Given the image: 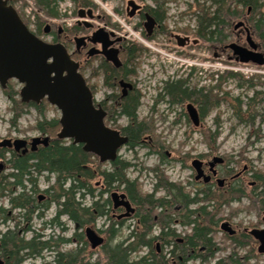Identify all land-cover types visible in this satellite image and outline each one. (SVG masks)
I'll return each mask as SVG.
<instances>
[{"label":"rangeland","instance_id":"1","mask_svg":"<svg viewBox=\"0 0 264 264\" xmlns=\"http://www.w3.org/2000/svg\"><path fill=\"white\" fill-rule=\"evenodd\" d=\"M94 2L98 7L97 11L100 13L105 12L110 14L111 17L118 16L115 13L116 9H120L123 6V2L126 0H87ZM145 3L149 7H154L156 4H163L162 7L166 10V21L165 25L169 31L175 35H184L185 30L190 31L192 36L191 40H195L192 31L196 28V21L198 15H202L205 8H211V0H145ZM83 6L82 2L72 4L69 0H61L58 3V14L59 19L64 23L68 22L73 24L77 17L79 7ZM16 9L18 10L21 18L25 21V16L28 15L31 22L34 17L37 16L38 9L36 8L35 0H21L18 2ZM214 9L210 10L213 11ZM244 12L242 17L232 21L231 26L228 27L230 33V39L227 43L236 41V35L241 34V41L246 43V34L242 28L237 29L236 25L244 20ZM115 13V14H114ZM36 15V16H35ZM112 18V19H113ZM252 18V17H251ZM120 19V17H119ZM136 20L132 21V25L128 22L121 20L119 23L123 26V33H128L131 38L151 45L152 49L145 53L141 60L140 77L143 81L139 86V89L146 96L143 99L142 106L139 108L138 117L139 120L152 118L154 119V125L156 134L160 138L162 145V154L157 155L151 153L150 140L146 139L145 145L137 146L131 151L130 148H124L120 153V159L131 164L130 169L127 172V178L130 181L136 182L142 193L140 195H147L151 192L158 194L157 198L165 197L167 189L160 188L156 190L157 183L159 184V174L164 173L168 178L169 183L178 186L184 194H186L191 201L196 200L197 197L201 198V195H197L199 191L198 183L195 180L196 173L192 167L193 158L205 154V155H219L226 158L228 166L234 169L232 174H228L229 177L234 176L240 172H243L245 168L248 171L244 173V179L233 184L235 189L232 191L226 189L228 193L220 192L212 193L213 197L211 201L206 198L205 202L195 204L191 202L188 211H198L204 217V213L216 212V220L222 219L218 223V231L214 235V243L216 244L215 255L210 257L208 255L207 264H214L223 262V264H264V255L259 254L258 244L252 238L246 247L238 248L229 239L228 234L221 230V224L225 221L232 223L233 227L238 229L243 234H247L245 229L252 230L256 227V224L262 223L263 212L261 211V205L259 202H253L256 195V188L258 183L255 180V173L264 175V133L259 132L264 129L260 126L259 117L256 118L255 126L251 123L250 116H246L243 120L239 118V105L243 103V112L247 110L245 103L251 98H256L257 92H264V67H259L252 64H231L227 63L226 56H221L219 59H214V50L210 43L205 41L200 42L198 45L190 44L187 47H179L177 44L173 46L172 52H167L166 55L159 54L156 49H161V43L167 41L166 36L161 34L155 43L146 41L140 31L134 27ZM26 22V21H25ZM33 23V22H32ZM251 25L254 24L250 21ZM28 26L31 30L33 27L30 23ZM254 38L260 44L264 50V43L258 39L255 34ZM151 52V53H150ZM163 56V58H161ZM164 60V63L161 61ZM155 63L157 66L156 75L151 76L152 70L150 65ZM192 70L190 64H194ZM163 68V70H161ZM228 72H234L240 74L247 80H253V82H239L225 78L221 82L220 77L226 76ZM83 75L87 76V72ZM174 78L175 80H190V87H197V89H213V95L215 101L218 102V107L213 108L207 115L202 117V124L200 127H195L193 123L188 122L185 117H181L180 123H176L179 117V113L185 111V107L174 108L169 111L168 104H162L155 113L150 111L153 106V99L157 94L162 92L163 82L168 78ZM13 85L16 83L12 81ZM17 84V83H16ZM99 86L102 84L99 82ZM215 88V90H214ZM16 90L20 92L21 86L16 85ZM103 90V86H102ZM104 91V90H103ZM105 92V91H104ZM166 100L169 98L164 95ZM20 98V97H19ZM153 98V99H151ZM251 103V102H250ZM254 104V103H252ZM256 109L259 110L264 106V99L257 98ZM12 102L8 96L4 93L0 85V138H21L31 140L34 137L40 136V132L34 129L37 121L41 120L42 117L37 113L35 109L28 111L19 122L14 125L11 122L13 116L12 113ZM204 108L207 109L205 105ZM47 120L60 119L61 112L54 106L49 105L47 111ZM128 121L125 118L115 119L111 125L116 127L127 125ZM263 127V128H261ZM262 131V130H261ZM219 133L216 141L212 140L213 135ZM148 138V137H147ZM189 153L187 157H184V153ZM168 153V155H166ZM190 155V156H189ZM104 169L109 168L104 166ZM160 172L157 173V169ZM227 168L225 167V171ZM227 175V174H225ZM49 175L39 176L38 178V189L40 191L46 190L49 186H52L55 182L54 176L50 175V180L47 179ZM254 183L253 194H251L252 184ZM94 183L93 186L99 193L100 185ZM126 189V186H121L119 192L122 193ZM242 189L246 191L241 197L236 196L235 193ZM116 191L112 189L111 192L104 195L105 199L107 196L111 199V194ZM250 195H253L251 199ZM93 203V199L88 196L84 201V206L90 207ZM113 203V202H112ZM189 204V203H188ZM255 204V208L253 206ZM58 206L55 203H51L48 210L44 212L42 218L33 216L32 222V234H43V241L48 242L50 240H58L60 238L73 239L75 225L70 221L68 216H63L60 221L64 224L63 227H54L46 225L47 222L53 220L56 215ZM113 208V204L111 205ZM111 212L109 217L111 218ZM230 216H233L231 219ZM109 217L98 218L96 222L89 223L84 226H91L94 229H104L111 227L112 224L109 221ZM191 218V217H190ZM202 219V218H201ZM192 221L193 219H189ZM203 220V219H202ZM201 222V221H200ZM261 225V224H260ZM117 229L121 226L113 224ZM258 226V225H257ZM137 228V223L134 220L128 221L122 230L121 239L126 238ZM171 228L176 233L187 234L191 232V228L185 224H178L173 222ZM155 232L159 233L160 229L155 228ZM248 235V234H247ZM251 237V236H250ZM120 242L117 241V243ZM115 242L109 241L110 245L107 248L112 250L115 246ZM156 244V243H155ZM154 244V249L156 245ZM170 247V246H169ZM89 250L90 246H86L84 243H67L59 245L58 250L53 253L44 252V257L37 259L36 264H55L56 252L69 254L75 249ZM146 252V251H144ZM111 253V252H110ZM206 250V254H208ZM59 254V253H58ZM104 254L95 255V259H99ZM128 257V256H127ZM129 260L133 261L134 257H129ZM32 262H29V264Z\"/></svg>","mask_w":264,"mask_h":264},{"label":"flooded vegetation","instance_id":"2","mask_svg":"<svg viewBox=\"0 0 264 264\" xmlns=\"http://www.w3.org/2000/svg\"><path fill=\"white\" fill-rule=\"evenodd\" d=\"M8 5L15 8L17 4L21 0H7ZM73 5L76 3L73 0H69ZM58 1V3H60ZM58 3L57 8L58 9ZM37 11V16L33 18V23L29 19V16H25V23H30L33 27L32 32L45 44L48 46L55 47L54 49L59 50V53L63 56H67L71 58L74 62L78 64V72L85 78L90 92L93 96V101L100 111L104 113V120L107 127L118 132L121 137L126 138L127 141L119 148L118 155L120 158V153L124 148H130L128 146L130 142V138L123 131L130 125V121L126 116H120L121 118L127 119V125L116 127L115 125H111V123L119 118L118 115L114 116L115 111L120 112L126 109L127 100L133 99V97L139 100V107L137 110V116L139 108L142 106L143 99L146 97L143 95L139 86L141 84L142 78L140 74L142 73L139 69L141 67L142 56L149 52L151 45H145L144 43H139L132 39V36H129L128 33H123V26L120 25V21L124 20V22H128L132 25V21L138 19V23L134 24L136 30L140 31V35L150 42L157 43L156 40L158 36L161 34L162 36H166L167 41L161 43V49H156L159 51V54L164 53L168 55L167 52L173 51V46L177 44L179 46V42L175 37L180 36L182 38H192L190 34L184 35H175L169 31V29L165 25L166 15L160 14L157 11L153 10L158 8V4H156L153 8L149 7L145 0H126L123 2V6L120 9H116L115 13L118 15L116 17H111L105 12L100 13L97 11V5L89 1L87 6H80L77 12L76 21L71 24L68 22H63L59 19L58 11H53L51 9H45L44 6H41L38 3V0H35ZM212 4V3H211ZM54 5V4H53ZM17 10V9H16ZM80 10H84L81 14L85 17L80 18ZM18 11V10H17ZM166 11V10H165ZM114 13V14H115ZM251 15L252 9L249 8L247 14H245L244 20H241L239 23H243V26L236 25V28H242L246 34V43L241 41V34L236 35V41L232 43H236L250 52H256L258 54H262L264 56V50L260 46V44L254 38L253 26L251 25ZM36 16V15H35ZM120 17V19H119ZM113 18V19H112ZM194 37V36H193ZM195 38V37H194ZM198 40V45L200 42H203L200 38H195ZM250 41H253L257 48L253 49L251 47ZM232 43H228L230 45ZM190 44H187L189 46ZM223 50L218 46H212L214 50V59H219L221 56H226L227 63L238 64L241 63L237 60V57L233 55L232 50L228 48ZM151 53V52H150ZM117 56L118 62L120 63L118 66L109 58H114ZM168 57V56H167ZM163 58V56L161 57ZM164 63V60L161 61ZM245 64H255L252 61ZM264 67V65H263ZM150 69L152 70L151 76L156 75L157 66L155 63L150 65ZM163 70V68H161ZM87 72V76L83 75ZM155 72V73H154ZM99 82H101L103 86H99ZM1 84V83H0ZM181 85L185 95H177L175 89L173 91L174 86ZM202 89H197L196 87H190V80H175L174 78H168L163 82L162 92L157 94L153 101V106L150 111L153 113L156 112L157 109L162 104L169 105V111L174 108L185 107V111L179 113L178 120L176 123H180L181 117H185L188 122H192V119L189 114V107L192 106L196 109L198 113V118L200 124H202V114L204 112V104L201 105L197 103V94ZM166 95L169 99L166 100ZM138 119H140L138 117ZM140 121L152 122L154 125V119L147 118L142 119ZM194 125V123H193ZM195 126V125H194ZM196 127V126H195ZM62 130H60L61 133ZM156 134V129H155ZM45 134H40V136ZM48 136V135H45ZM50 137V136H49ZM3 139H12L16 140L18 138H0V141ZM146 139L150 140V148L151 153L160 155L163 154L160 151L162 147V143L160 142V138L157 136L152 137L148 136L144 137L142 140V144L138 146L145 145ZM25 142V145L21 147L20 150H16L15 148H3L0 147V152H2V156L0 157V164L4 167L0 170V182L5 178L9 177L13 173V169L11 166V160L14 155L18 157H28L31 153L37 152L43 145L37 146L35 151L32 150L31 140L22 139ZM53 140V139H52ZM65 140H71L70 138H65ZM74 142V140H72ZM160 142V143H159ZM135 149V148H134ZM133 149H131L132 151ZM189 153H184V157H187ZM168 155V153L166 154ZM190 156V155H189ZM169 157V155H168ZM215 158H221L223 160L222 163L216 165L213 169L211 167V163ZM198 160L202 163V171L203 176L198 180V173L193 167V162ZM102 162V161H100ZM192 167L196 173L195 180L198 183L199 191H197V195H201L202 197H197L196 203L205 202L207 195L209 193H217L225 192L228 193L226 189L234 190L236 187L233 185L240 180L244 179V173L248 171V168H245L243 172L235 174L234 176L229 177L228 174H232L234 169L229 168L228 162L226 158L219 155H199L193 158ZM225 167L227 170L225 171ZM214 171L216 174H214ZM227 174V175H225ZM55 178V182L57 181V176L55 174H51ZM50 176V175H49ZM207 178H210L209 181H206ZM50 180V178L48 179ZM219 180H224L225 183L223 185L219 184ZM13 181V180H12ZM69 183V182H68ZM53 184V185H54ZM52 185V186H53ZM49 186L46 190L40 191L37 188L35 193L31 192V185L29 183V178L27 175L24 179V184L22 186H18L16 191L6 197L0 198V264H36V260L44 257V252H50L57 248H52L48 251V249H42L41 246L45 243L43 241V234H32V222L33 218L30 217L31 209H35L36 217L40 211H44L46 203H49L52 200L49 189L52 187ZM39 187V186H38ZM140 186H135L132 190L125 189L120 194H125L127 196V200L130 202L131 210L128 211L126 206H120L115 208L114 203L113 208L107 207L105 217H109L111 212V218L109 217V221L111 227H108L106 230L104 229H94L91 226H87L85 229L82 228L79 231L80 224L70 219V221L75 225V231L73 235L72 242L73 243H84L86 246H90L89 250L84 249H75L72 254L74 255L73 260L76 264H111L110 262V252L114 251V249L107 248L110 245L109 241L115 242L114 247H119L118 255L134 257V260H129V264H207L206 258V247L199 248H191L188 246L189 238L194 234V223H191L190 212L188 211L190 204H188V196L183 194L182 196H178V199L172 192L170 194L166 191V196L163 198H157L158 194L154 191L143 195L153 196L155 199H164L163 202H145L143 201L142 193ZM235 187V188H234ZM251 194H253L254 183L252 184ZM13 190V189H12ZM242 191V189H240ZM9 191V190H8ZM237 192V191H236ZM10 193V192H8ZM23 193L24 195H28L29 197L33 194L36 201L33 207L29 205H25L23 207H14L12 205V197H17ZM132 193L135 195L136 200L132 198ZM243 193H246L243 190ZM255 195V191L254 194ZM253 195H250L251 199ZM110 197L107 196L103 201L108 200ZM182 198V199H181ZM100 198H96V201ZM177 199V200H176ZM111 200V199H110ZM166 200V202H165ZM78 201V200H77ZM103 203V202H102ZM148 205H152L153 207H148ZM43 207V208H42ZM154 213L153 223L150 224L149 220L145 218V216L151 212ZM62 217H57V214L50 222H47L46 225L54 226V227H63L64 224L61 223L60 219ZM102 218V216L98 217ZM97 218V219H98ZM96 219V220H97ZM90 218L88 220L89 223L96 222ZM134 220L137 223V228L126 238L121 239L122 230L125 227L128 221ZM173 222L178 224H185L187 227L191 228V232L184 234L176 233L174 229L171 228ZM113 224L117 226H121V228H112ZM228 224L231 228L230 231L224 230L229 236L235 237L241 235V232L234 228L232 223L228 221H224L221 224V228L223 229V225ZM261 224V225H260ZM256 224L255 228L252 230L245 229V232L248 236L257 242L258 244V253L264 255V239L262 241L257 240L253 237L251 232L253 230H264V212L262 223ZM148 228H144L145 226ZM258 225V226H257ZM158 227L160 232H155V228ZM91 228L95 233L104 239L103 245L94 249L92 244L89 242L88 237L86 235V229ZM146 231V232H145ZM148 231V232H147ZM78 233H82L83 237L80 238ZM246 234V235H247ZM120 242L117 243V241ZM59 240V239H58ZM56 240V241H58ZM33 241V243H32ZM138 242L140 243L138 245ZM156 243V244H155ZM154 244L156 248L154 249ZM135 245V246H134ZM170 246V247H169ZM146 251V252H144ZM57 253L55 255V264L57 262ZM63 253V252H62ZM61 253V254H62ZM102 255L99 259H95V255ZM59 256V255H58ZM59 260L63 262V258L59 257ZM223 264V262H216L214 264ZM31 264V263H30Z\"/></svg>","mask_w":264,"mask_h":264},{"label":"trees","instance_id":"3","mask_svg":"<svg viewBox=\"0 0 264 264\" xmlns=\"http://www.w3.org/2000/svg\"><path fill=\"white\" fill-rule=\"evenodd\" d=\"M58 1L60 0H38V3L41 6H44L45 9L57 11L56 8ZM73 1L75 3L82 2L83 6H87V3L89 2L87 0ZM211 3L212 7L210 9L205 8L202 15H198L197 17L196 28L192 31V35L195 38H200L202 41L218 46L221 49L223 48L224 50L228 44V40L230 39V33L227 32L228 27L231 26L233 20L242 17L244 12L251 8V22L254 24L255 34L258 39L264 43V0H211ZM162 5L163 4H158V8L153 10L160 14H165L166 11ZM212 9L214 10L210 11ZM183 32H186L185 34H190V31L188 30ZM225 78L239 82H253V80H247L240 74H235L234 72H228L226 76L222 75L220 77L221 82H223ZM11 82H9L7 87L4 89V93L8 96L13 105L11 108L13 113L11 122L16 125L28 111L35 109L42 119L37 121L34 129L42 134L50 136L53 140L48 147H42L37 152L31 153L28 157H18L17 155H14L10 162L14 171L9 177H5L0 182V198L13 194L18 186H22L24 184L26 175L29 178L31 192L35 193L38 188L39 176H44V174H55L57 176V181L48 191L52 200L49 203L42 205L45 206V209L43 210H48L51 203H55L58 206L56 212L57 217L68 216L70 219H73L80 224V231L85 225L89 224L88 220H90V218L95 221L100 216L104 217L106 208L111 207L112 204L110 198L103 201L105 194L111 192L112 189L117 190L121 186H126V189L128 190H132L135 186H137L136 182L130 181L127 178V172L130 169L131 164L121 160L119 157L111 162H100V158L95 154L86 151L83 145L76 144L72 140L58 139V133L61 130L59 120L53 119L49 121L46 117L50 105L49 102L44 100L39 105L33 102L25 103L19 98L20 92L16 90L17 84L15 83L13 85ZM175 89L177 90L175 94L178 96H184L186 93L181 90V85L174 86L173 91ZM256 95V98H251V100L245 103V106L247 107L245 112H243V103L239 105L238 116L240 120H243L246 116H250L253 126H255L256 118L259 117L260 126L264 127V106L257 110L255 105L257 98L260 97L261 100L264 99V92H257ZM196 98L197 103L207 106V109L204 108L202 117L207 115L213 108L215 109L218 107V102L214 99L215 96L213 95V89H202L197 94ZM138 107V97H133V99L128 98L126 109L120 112L115 111L113 114L114 116L118 115L119 117L126 116L130 121V125L123 130L130 138V142L128 144L130 149H134L138 145L142 144L144 137H156L153 123L147 121L142 122L138 119ZM261 130L259 132L264 133V129ZM218 135V132L216 135H213L212 140L216 141ZM1 153L2 152H0V157H3ZM104 166H108L109 168L104 169ZM159 172L160 169L158 168L157 173ZM158 176L160 183H157L156 190L165 187L169 194L172 192L176 197L177 195L182 196L184 194L178 186L169 183V180L164 173H161ZM47 179H49V176ZM255 180L258 183V188H256L257 192L254 196L255 199L253 202H259L261 205V211L264 212V175L255 173ZM94 183H99L96 184V186L100 185V188H97L100 189L98 194L96 193L97 190H95L93 186ZM237 192L239 193H235V195H238L239 197L244 194L241 190H238ZM88 196L93 199V203L90 207H86L83 204ZM131 196L136 200L133 193ZM207 196L208 201H211V198H215L212 193H209ZM98 197L100 199L96 201V198ZM163 200L164 199H155L154 195L143 197V201L151 203L158 201L163 202ZM36 201L37 200L33 194L29 197L28 195L21 193V195L17 197H12L11 203L14 207H23L25 205L33 207L34 204H36ZM186 201L189 204H191V202H197L196 200L191 201L189 197ZM150 206L153 207L152 205H148L146 208ZM253 206L254 208L256 207L255 204H253ZM152 211L153 209L145 216V218L149 220L150 224L153 223L154 218V213H152ZM34 215L35 209H31V219ZM43 216L44 211H40L37 215L39 218H42ZM199 216H202V214H200V210L191 211L190 213V217L193 219L190 222L194 223L195 226L194 234L189 238L188 246L191 248L206 247L209 252L206 254V258L208 259V255H210V257L215 255L216 244L214 243V235H216L218 231V223L222 221V219L216 220V212L210 214L204 213V217ZM232 217L233 216H230L229 219ZM64 227L65 226H63V230L65 231ZM113 228L114 226H112L111 229ZM144 228H148V226H145ZM221 230L223 231L222 228ZM77 236L82 238L83 234L78 233ZM227 238H229L236 245V247L241 248L248 245L251 237L243 234L242 236L239 235L235 237L228 235ZM71 242L72 239L66 238H60L58 241L50 240L41 246V250L48 249L49 251L53 247L58 248L59 245ZM139 244L140 243L138 242V245ZM113 249L114 251L110 253L111 264H129V257L121 254L118 255L119 247H114ZM56 250L58 249H54L52 252ZM56 257V263L58 264H76L73 260L74 255L71 253H57ZM59 257L63 258V262L59 260Z\"/></svg>","mask_w":264,"mask_h":264},{"label":"water","instance_id":"4","mask_svg":"<svg viewBox=\"0 0 264 264\" xmlns=\"http://www.w3.org/2000/svg\"><path fill=\"white\" fill-rule=\"evenodd\" d=\"M80 18L85 16L81 14ZM238 26H243L239 23ZM179 47L187 44H197L189 38L175 37ZM253 49L257 45L250 41ZM48 46L36 37L20 19L13 7L8 5L7 0H0V83L3 88L7 82L15 80L22 86L21 97L25 103H37L47 100L52 106L61 112L59 121L62 131L59 139L70 138L76 144H81L88 152L95 153L102 161H114L117 158L119 148L127 141L126 138L106 126L104 113L96 108L93 96L87 86L86 80L78 72V64L59 50ZM233 55L243 64L252 61L256 65H264V56L256 52L232 43L228 46ZM118 66L117 56L109 58ZM190 117L196 127L200 121L196 109L189 107ZM51 138L48 136L32 139V150L37 146L48 147ZM25 145L21 139L15 141L5 139L0 141V147L15 148L20 150ZM221 158H215L211 163L212 169L222 163ZM0 164V170L3 169ZM193 167L198 173L197 179L203 176L202 163L198 160L193 162ZM214 174L216 172L214 171ZM207 178L206 181H209ZM224 180H219L223 185ZM115 208L126 206L131 210L130 202L125 194L114 192L111 196ZM132 211V210H131ZM223 230L230 231L228 224L223 225ZM233 233V232H231ZM253 237L262 241L264 230H253ZM86 235L92 247L96 249L104 243L91 228L86 229Z\"/></svg>","mask_w":264,"mask_h":264},{"label":"bare ground","instance_id":"5","mask_svg":"<svg viewBox=\"0 0 264 264\" xmlns=\"http://www.w3.org/2000/svg\"><path fill=\"white\" fill-rule=\"evenodd\" d=\"M186 38H188V37H186ZM190 39V41H192L191 40V38H189ZM193 41H197V43H198V40H193ZM93 154H95V153H93ZM96 155V154H95ZM97 156V155H96ZM99 157V156H98ZM100 158V157H99ZM100 160H101V158H100ZM102 161V160H101ZM102 162H106V161H102Z\"/></svg>","mask_w":264,"mask_h":264}]
</instances>
